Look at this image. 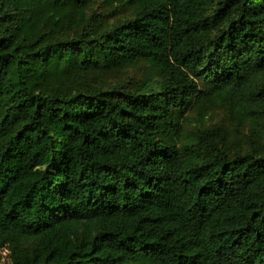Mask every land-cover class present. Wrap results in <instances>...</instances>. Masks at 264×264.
I'll return each instance as SVG.
<instances>
[{
	"label": "trees",
	"instance_id": "trees-1",
	"mask_svg": "<svg viewBox=\"0 0 264 264\" xmlns=\"http://www.w3.org/2000/svg\"><path fill=\"white\" fill-rule=\"evenodd\" d=\"M123 2L94 25L89 0H0V245L11 264H264V0ZM113 60L154 86H83ZM201 100L259 145L182 150L176 114Z\"/></svg>",
	"mask_w": 264,
	"mask_h": 264
},
{
	"label": "rangeland",
	"instance_id": "rangeland-1",
	"mask_svg": "<svg viewBox=\"0 0 264 264\" xmlns=\"http://www.w3.org/2000/svg\"><path fill=\"white\" fill-rule=\"evenodd\" d=\"M88 11L96 15L93 21L94 25L100 21L107 24L116 23L131 14V8L123 0H89ZM77 32V29L71 28L67 29L63 35H73ZM59 67L56 70L58 74L63 72L64 63ZM155 78L156 74L153 68L146 61L122 64L120 61L113 60L81 77L80 82L83 86L92 89L109 88L115 85L139 89L154 86L153 79ZM63 81L70 82L71 78L68 80L67 76V80ZM176 117H180L183 132L182 139L178 143L182 150L185 148L199 150L200 146L205 150V146L212 140L208 135H212L218 130L226 132L225 146L231 152L245 151L259 145V139L253 126L246 121L239 123L233 120L224 104L201 100L191 104L181 115L177 113ZM216 141L220 142L221 138L216 136ZM142 263L148 264L146 261H142ZM0 264H11L8 249L3 245H0Z\"/></svg>",
	"mask_w": 264,
	"mask_h": 264
}]
</instances>
